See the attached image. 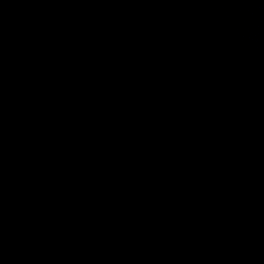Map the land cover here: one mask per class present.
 I'll list each match as a JSON object with an SVG mask.
<instances>
[{"label":"water","instance_id":"obj_1","mask_svg":"<svg viewBox=\"0 0 264 264\" xmlns=\"http://www.w3.org/2000/svg\"><path fill=\"white\" fill-rule=\"evenodd\" d=\"M0 264H264V0H0Z\"/></svg>","mask_w":264,"mask_h":264}]
</instances>
